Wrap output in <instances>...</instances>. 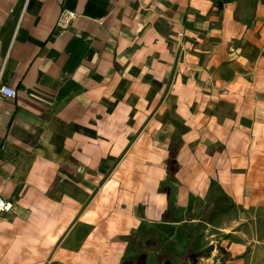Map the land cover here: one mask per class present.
Listing matches in <instances>:
<instances>
[{
    "label": "crops",
    "instance_id": "0c3cea01",
    "mask_svg": "<svg viewBox=\"0 0 264 264\" xmlns=\"http://www.w3.org/2000/svg\"><path fill=\"white\" fill-rule=\"evenodd\" d=\"M0 85V264H264V0H0Z\"/></svg>",
    "mask_w": 264,
    "mask_h": 264
},
{
    "label": "rangeland",
    "instance_id": "374dc122",
    "mask_svg": "<svg viewBox=\"0 0 264 264\" xmlns=\"http://www.w3.org/2000/svg\"><path fill=\"white\" fill-rule=\"evenodd\" d=\"M150 235L139 240L136 246L130 247L125 255L124 264H219L215 258L211 259L213 251L205 255L207 257L197 258L196 263H193L191 255L204 249L197 247L192 250L190 247L196 241L203 240L202 233L198 231H191L190 239L188 236L184 239L173 229H158ZM147 241H149L148 245L145 244ZM153 245L155 248L152 247ZM150 251L156 253L146 261V255ZM144 254L145 258L142 259Z\"/></svg>",
    "mask_w": 264,
    "mask_h": 264
},
{
    "label": "built area",
    "instance_id": "2783aa9c",
    "mask_svg": "<svg viewBox=\"0 0 264 264\" xmlns=\"http://www.w3.org/2000/svg\"><path fill=\"white\" fill-rule=\"evenodd\" d=\"M76 18V13L70 10L60 11L57 20L56 26L59 28H65L68 24ZM181 35L180 33L178 34ZM0 96L6 98H13L15 96V91L7 86L0 85ZM11 209V204L6 203L4 200L0 199V214L8 212Z\"/></svg>",
    "mask_w": 264,
    "mask_h": 264
},
{
    "label": "trees",
    "instance_id": "16d2710c",
    "mask_svg": "<svg viewBox=\"0 0 264 264\" xmlns=\"http://www.w3.org/2000/svg\"><path fill=\"white\" fill-rule=\"evenodd\" d=\"M188 237H189V235H187ZM189 239H190V237H189ZM154 246V248H155V245H153ZM190 247H191V249L193 250H195V248L197 249V246H196V244L194 243V244H192V245H190ZM200 252V251H199ZM199 252H196L194 255L192 254L191 255V259H193V263H196V260H197V258H199V257H207V256H203V255H198L199 254ZM145 258V254L144 255H142V259H144Z\"/></svg>",
    "mask_w": 264,
    "mask_h": 264
},
{
    "label": "water",
    "instance_id": "95a60500",
    "mask_svg": "<svg viewBox=\"0 0 264 264\" xmlns=\"http://www.w3.org/2000/svg\"><path fill=\"white\" fill-rule=\"evenodd\" d=\"M214 249V247L212 245H209L207 247H205L204 249H202L198 255H207L209 252H211Z\"/></svg>",
    "mask_w": 264,
    "mask_h": 264
}]
</instances>
